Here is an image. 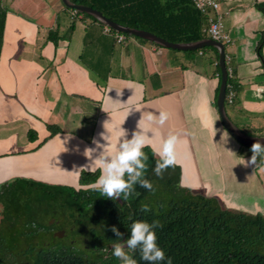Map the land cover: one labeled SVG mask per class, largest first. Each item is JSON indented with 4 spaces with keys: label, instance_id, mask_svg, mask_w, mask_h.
Listing matches in <instances>:
<instances>
[{
    "label": "crops",
    "instance_id": "obj_1",
    "mask_svg": "<svg viewBox=\"0 0 264 264\" xmlns=\"http://www.w3.org/2000/svg\"><path fill=\"white\" fill-rule=\"evenodd\" d=\"M217 1L238 83L228 115L245 132L264 135V65L257 52L264 13L256 7L264 0ZM0 2L7 9L0 51V219L8 184L79 188L82 168L98 155L89 158L85 149L95 147L101 132L112 147L121 128L129 139L136 131L148 135L158 156L174 134L182 186L216 196L230 209L264 214V159L245 167L250 147L223 126L213 50L190 55L135 36L118 42L107 25L74 14L62 0ZM160 111L169 114L163 125L148 120ZM49 124L60 131L44 141Z\"/></svg>",
    "mask_w": 264,
    "mask_h": 264
},
{
    "label": "trees",
    "instance_id": "obj_2",
    "mask_svg": "<svg viewBox=\"0 0 264 264\" xmlns=\"http://www.w3.org/2000/svg\"><path fill=\"white\" fill-rule=\"evenodd\" d=\"M71 1L91 6L115 22L150 31L170 42H193L209 37L205 31L208 16L196 7L195 0ZM256 7L264 13V1L257 2ZM6 13V7L0 2V51ZM77 14L99 21L88 13L77 11ZM73 29L74 24L70 27V30ZM110 29L116 34L135 36ZM263 47L264 30L257 45L264 65ZM207 49L215 52L217 74L221 81L218 48L210 45L186 52L192 55ZM226 54L229 53L226 51ZM226 66L232 67V73H228L226 95L234 90L236 98L238 83L233 58ZM219 87L220 84L217 96ZM225 103L229 105L227 99ZM48 128L51 133L44 141L60 131L52 124ZM29 133L31 137L35 132ZM143 151L148 156L143 178L153 184L154 191L136 184L135 191L127 200L119 198L113 201L101 197L100 192L91 188L100 170H83L79 188L35 181L8 184L3 194L6 210L0 219V264H122L112 254L117 237L111 228L115 225L123 233L122 239L126 240L130 237L132 223L137 220L149 223L159 221L162 225L155 231L157 244L165 251L166 258L158 264H167L169 257L172 264H264L263 213L230 209L216 196L182 186L178 164L169 167L162 178L158 177L153 169L160 157L148 145ZM23 200L33 201V204H25ZM37 201L45 203V212L41 215V203L35 204ZM144 205L150 211H141ZM51 217H55L53 224L48 222ZM62 229L66 233L64 237L54 234V231ZM84 229L93 243L78 249L76 241L68 240L67 234L79 231L80 235V230ZM128 253L138 264H148L141 259L139 249L129 250Z\"/></svg>",
    "mask_w": 264,
    "mask_h": 264
},
{
    "label": "clouds",
    "instance_id": "obj_3",
    "mask_svg": "<svg viewBox=\"0 0 264 264\" xmlns=\"http://www.w3.org/2000/svg\"><path fill=\"white\" fill-rule=\"evenodd\" d=\"M169 114L166 111H160L157 116L150 114L148 120L157 121L163 125L168 119ZM139 127V125H138ZM106 128V123H105ZM107 129V128H106ZM109 132V130L107 129ZM108 134L99 133L100 139L93 138V148H86L85 155L89 158L93 157V153H98L96 158L82 169L94 172L97 168L100 175L91 185L93 190L101 193V197L109 198L116 201L119 198L127 200L129 195L135 191L134 185L139 184L141 188L148 191H154L153 184L143 178L147 171L148 156L143 148L150 144L148 135L144 132H133L131 138H127V132L122 129L118 133V143L112 147ZM177 137L170 134L169 138L163 142L162 148L158 154L160 159L156 161L153 171L158 177H163V173L176 164L174 153V145ZM101 140L106 143H101ZM252 153L250 159L243 161L245 167L256 166L258 158L264 159V145L256 141L251 145ZM141 211H150L147 205L142 206ZM162 227L159 221L149 223L144 220H137L132 223L130 228V237L126 240L122 239L123 233L113 225L111 230L117 239L113 243L112 254L118 258L122 264H138L125 248L135 251L139 249L141 259L147 261L148 264H158L166 258L165 251L157 244L156 229ZM107 251V249H105ZM167 264H172L171 258H168Z\"/></svg>",
    "mask_w": 264,
    "mask_h": 264
},
{
    "label": "water",
    "instance_id": "obj_4",
    "mask_svg": "<svg viewBox=\"0 0 264 264\" xmlns=\"http://www.w3.org/2000/svg\"><path fill=\"white\" fill-rule=\"evenodd\" d=\"M63 3L74 10H77L81 13H88L94 17H96L99 21L104 23L110 28L115 29L119 32H128L131 33L137 37L150 40L152 42H155L159 45L170 47L174 49L179 50H195L204 46H215L219 50V64L221 68V83L219 88V93L217 97V108L218 112L221 118V121L223 123V126L228 131V133L235 138L240 144L250 147L251 145L259 141L262 145H264V135H253L245 132L242 128H240L236 123L232 121V119L229 117L227 109H226V89H227V80H228V71L226 67L225 62V56H226V47L225 45L218 40H215L210 37H205L198 41L193 42H170L163 37H160L150 31L140 29V28H134L130 26H126L123 24H120L118 22H115L114 20L108 18L106 15H104L101 11L88 6L84 4H77L72 2L71 0H62ZM55 220L51 221V224ZM65 234V230H60L55 233L56 236L63 237Z\"/></svg>",
    "mask_w": 264,
    "mask_h": 264
},
{
    "label": "built area",
    "instance_id": "obj_5",
    "mask_svg": "<svg viewBox=\"0 0 264 264\" xmlns=\"http://www.w3.org/2000/svg\"><path fill=\"white\" fill-rule=\"evenodd\" d=\"M196 7L207 14L208 16V25L205 31L208 33L210 38L221 41L224 45L231 42V37L226 31L224 24V16L218 11L220 4L217 0H195ZM74 14H77V10L73 11ZM108 30H111L110 27H107ZM117 41L122 42L126 39V35L122 33L116 34ZM231 56L226 54L225 62L226 64L230 63ZM227 67V66H226ZM229 74L232 73V67H227ZM235 98V91L231 90L228 95H226L227 101L232 104Z\"/></svg>",
    "mask_w": 264,
    "mask_h": 264
},
{
    "label": "rangeland",
    "instance_id": "obj_6",
    "mask_svg": "<svg viewBox=\"0 0 264 264\" xmlns=\"http://www.w3.org/2000/svg\"><path fill=\"white\" fill-rule=\"evenodd\" d=\"M261 159V158H260ZM261 161V160H260ZM264 169L263 170H261V176H262V178L264 179ZM23 203H25V204H27L28 203V205H32L33 203V201H29V202H27L26 200H23L22 201ZM40 202V201H39ZM38 201L37 202H35V204H38L39 203ZM30 203V204H29ZM41 204H39V206H40V209H39V213H40V215L41 214H43L45 211H44V208H45V203H44V201L43 202H40ZM27 205V206H28ZM37 209H38V206H37ZM52 220H55V217H51L50 219H49V223L51 224V221ZM55 222V221H54ZM53 222V223H54ZM57 222H59V221H57ZM52 223V224H53ZM62 230H64V229H62ZM57 231H54V234L56 233ZM79 232V231H78ZM78 232H74V231H69L68 233L69 234H67V236H68V240H71L72 242L75 240L76 241V243H75V245H76V247L79 249V248H81L82 246H84L85 244L87 245V244H90V246L92 245V243H91V240H90V238H89V236H88V232H87V230H80V235H79V233ZM66 235V233L64 234V236ZM63 236V237H64ZM84 238V239H83ZM88 238V240H86ZM125 251L126 252H128L129 251V249H127V248H125Z\"/></svg>",
    "mask_w": 264,
    "mask_h": 264
}]
</instances>
